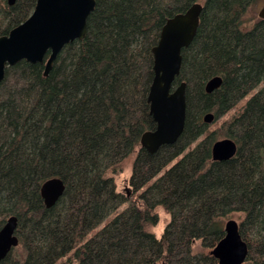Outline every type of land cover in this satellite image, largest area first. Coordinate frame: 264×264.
Instances as JSON below:
<instances>
[{
  "label": "trees",
  "instance_id": "1",
  "mask_svg": "<svg viewBox=\"0 0 264 264\" xmlns=\"http://www.w3.org/2000/svg\"><path fill=\"white\" fill-rule=\"evenodd\" d=\"M257 1L95 0L85 36L65 44L47 74L49 52L43 62L5 67L0 228L16 215L18 244L0 264H217L209 250L233 212L242 214L239 233L248 245L242 264H264V19L241 28ZM35 2L0 0V35ZM194 2L203 5L199 22L173 81L186 83L183 130L150 153L139 139L155 127L147 101L152 47L166 19ZM216 75L220 86L206 92ZM242 100L223 126L237 152L214 160L217 134L202 116L210 111L216 119ZM131 155L132 198L107 174ZM52 176L65 188L46 207L40 186ZM158 206L170 220L156 237L149 226Z\"/></svg>",
  "mask_w": 264,
  "mask_h": 264
},
{
  "label": "water",
  "instance_id": "2",
  "mask_svg": "<svg viewBox=\"0 0 264 264\" xmlns=\"http://www.w3.org/2000/svg\"><path fill=\"white\" fill-rule=\"evenodd\" d=\"M16 0H7L13 4ZM95 0H36L29 16L0 35V81L7 65L24 59L31 63L45 61L44 74H47L61 48L75 39L85 36L87 17L93 10ZM202 3L194 2L185 11L167 18L161 26L159 38L152 47L153 76L147 93L149 114L155 127L140 135L139 143L148 152H155L162 144L173 143L183 130L186 111V83L173 87L175 76L181 64V49L192 40L199 22ZM259 18L264 19V3L258 10ZM222 77L213 76L205 83V91L219 87ZM214 119L213 112L202 116L209 124ZM237 152V143L225 136L214 140L211 156L214 160H225ZM65 188L61 177L45 179L40 186V194L46 207H51L63 194ZM17 216L10 215L0 228V263L8 252L18 244L15 233ZM224 235L210 249L217 264H242L248 253V245L241 238L239 223L228 218L223 225ZM150 264H166L155 261Z\"/></svg>",
  "mask_w": 264,
  "mask_h": 264
},
{
  "label": "rangeland",
  "instance_id": "3",
  "mask_svg": "<svg viewBox=\"0 0 264 264\" xmlns=\"http://www.w3.org/2000/svg\"><path fill=\"white\" fill-rule=\"evenodd\" d=\"M263 3H264V0L257 1V3L254 6L250 7L249 10L247 11V13L244 14L243 21L241 23L242 29H249L253 25V23L259 19L258 10ZM244 104H245V100H242L239 105L234 106L231 109H229L228 111H226L224 113L222 112L219 115H217L216 116L217 118L213 119V121L209 123L208 131L215 132L217 134V139L225 137L223 126L226 123H228V121L231 119V117L235 113H237L240 106H242ZM131 164H132V155L124 160V162L122 163V168L120 171H118V172L108 171L107 174H110L111 176H113L117 191L128 195L127 197L131 196V198H132L133 191H132L131 185L129 184V177L131 174ZM125 206H126V203H123L122 205L119 206L117 211L122 210ZM156 211H157V215H158V220H157L155 225L149 226V229H151L154 232L156 237H159L161 235L166 223H168V221L170 220V215L168 213H166L162 209V207H159V206L156 207ZM110 215L113 216L114 213H111ZM241 216H242V214L240 212H233V213H230L226 219L233 218L239 223V221L241 220ZM103 222H101L99 225H97L95 230L100 228L102 226ZM193 247L195 248V250H200L201 249L200 248V240H196L193 243ZM18 248H20V247H18ZM209 253H210V250H209ZM64 260L65 259L62 258L56 264H59L60 262H62Z\"/></svg>",
  "mask_w": 264,
  "mask_h": 264
}]
</instances>
